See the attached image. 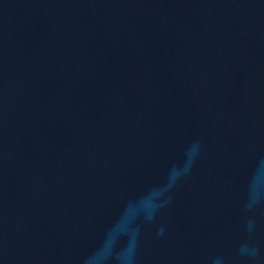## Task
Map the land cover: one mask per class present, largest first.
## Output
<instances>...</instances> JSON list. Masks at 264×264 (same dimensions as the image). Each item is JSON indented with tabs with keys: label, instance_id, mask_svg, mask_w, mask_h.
I'll return each instance as SVG.
<instances>
[{
	"label": "water",
	"instance_id": "obj_1",
	"mask_svg": "<svg viewBox=\"0 0 264 264\" xmlns=\"http://www.w3.org/2000/svg\"><path fill=\"white\" fill-rule=\"evenodd\" d=\"M130 247L264 264V0H0V264Z\"/></svg>",
	"mask_w": 264,
	"mask_h": 264
},
{
	"label": "clouds",
	"instance_id": "obj_2",
	"mask_svg": "<svg viewBox=\"0 0 264 264\" xmlns=\"http://www.w3.org/2000/svg\"><path fill=\"white\" fill-rule=\"evenodd\" d=\"M175 176L176 174L175 172H173L171 179L174 180ZM159 195H161V192L154 190L153 192L149 193L148 196H146L140 203L139 207L146 214L147 219H152L154 211L157 207L154 201ZM133 251L134 248L130 247L125 253L121 254L118 258L120 264H132Z\"/></svg>",
	"mask_w": 264,
	"mask_h": 264
}]
</instances>
